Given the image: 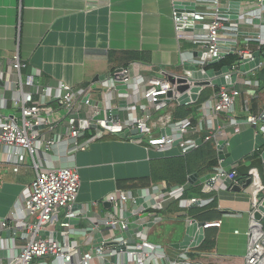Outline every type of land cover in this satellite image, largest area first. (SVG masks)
<instances>
[{
  "label": "crops",
  "instance_id": "1",
  "mask_svg": "<svg viewBox=\"0 0 264 264\" xmlns=\"http://www.w3.org/2000/svg\"><path fill=\"white\" fill-rule=\"evenodd\" d=\"M185 1L196 2L195 12L206 11L198 0ZM257 1L220 0L221 8L227 10L232 2L241 4L239 19H231L234 24L242 26L238 46H232L231 50L246 48L245 38L261 36L264 39L263 22L243 26L244 13L257 7ZM174 13L173 0H0V74L5 76L4 86H0V120L15 122L16 115L20 114L12 102L15 83L19 82L18 74L12 70L16 55L27 63L22 79L34 75L35 100L40 98L39 90L47 87L55 89L60 83H65L74 89L92 87V100L101 101L104 80L128 69L133 78L130 93L121 95L113 91L108 94V99L113 108L119 109V124L125 126L127 122L141 117L144 115L141 107L150 108L144 98L149 81L168 80L169 76L180 75L184 64L197 63L201 57L200 46L189 39L177 37ZM226 15L230 16L231 13ZM195 24L201 27L192 33L183 32L196 35L206 33L207 24ZM248 49L263 52L264 46L250 43ZM261 64H264V57H261ZM261 70L264 67L240 74L234 84L241 91L235 112L240 131L235 132L230 123L233 115L220 114L214 119L217 132L214 149L219 161L213 170L220 167L227 171L236 170L241 180L237 179V184L233 185H241V181L252 179L255 172L264 183V135L245 123L247 109L253 115L264 113V79H261L264 74L260 73ZM7 74H11L10 83L6 81ZM218 90L214 86L204 87L199 99L206 97L203 104L212 101ZM124 101L127 106L121 108L120 104ZM197 102L185 106L194 112L188 117L192 118L197 129L196 133L189 134L192 139L201 137L209 127L203 111L196 107ZM51 108L54 110L55 132L71 125L69 117L57 102L51 103ZM188 118L175 114L172 122L178 123ZM20 119H17L19 123ZM154 121H157L155 124L158 128L155 135H163L165 127L160 120ZM45 130L47 137L53 136L54 131ZM86 140H91V143L85 151L74 152L72 144L66 143V146L43 150L35 157V161L44 167H72L79 173L81 188L74 205L78 218L72 226L75 235L70 237V242L77 246L80 253L94 248L95 238L90 232L103 228L99 224L111 216L112 200L117 199L119 193L129 192L137 198V192L142 191L145 200L150 201L159 196L157 191L153 194V189L164 190L166 186L167 191L170 190L169 177H183L182 170L181 173L179 170L181 164H178L183 156L176 148L165 151L147 149L138 141L139 137L135 138L131 133L123 139L109 131H85L82 141ZM221 140L227 141L223 161L219 159L217 150ZM256 154L259 155L257 159L254 157ZM205 163V160L192 158L189 169L183 170L184 176L189 173L186 183H171L172 186L184 188V199L190 195L198 196L197 204L186 207L178 199L165 195L164 199L160 197L156 200V204L160 205L158 210L151 207L144 211L150 214L145 221L153 222L154 226L134 236L131 241L146 242L162 249L159 264L176 262L182 256H187L193 264L245 263L250 245L247 233L256 221L252 214L257 212L251 185H243L240 191H233L231 187L190 184L188 178L191 175L196 174L201 178L211 173L200 169ZM184 165L187 167L183 164L182 169ZM243 173L246 176H242ZM35 175L30 155H26V162L17 173L0 156L1 219H24V199ZM133 207L134 203L124 204L119 210L120 220L123 213L132 211ZM66 213V209L59 211L48 231L61 233L60 222ZM193 220L204 224L217 222L220 227L206 229L205 239L197 248L185 251L173 248V244L184 239L186 228ZM262 223L264 225V219ZM61 237L64 243L65 237ZM92 238L93 245H90ZM13 239L0 240L1 248L8 250L7 258L0 260V264H9L13 251H21L23 242L16 240L13 245Z\"/></svg>",
  "mask_w": 264,
  "mask_h": 264
},
{
  "label": "built area",
  "instance_id": "2",
  "mask_svg": "<svg viewBox=\"0 0 264 264\" xmlns=\"http://www.w3.org/2000/svg\"><path fill=\"white\" fill-rule=\"evenodd\" d=\"M198 2L199 5L206 8V11L195 12L190 20L195 23L207 24L206 33L196 35L180 31L179 23L187 19L179 17L176 12L173 17L178 32L177 37L179 39H189L194 45L202 48L201 57L197 63L204 70L212 59H221V53H229L232 46H238V38L241 35L240 28L242 26L234 24L229 15L220 11V0H198ZM210 6L213 9H208ZM256 6L244 13L243 26H253L255 20L263 22L264 25V0H258ZM250 43H258L262 47L264 46V39L261 36L245 38L246 48L244 47L240 50L236 48V54L234 55L238 56L239 61L232 66L231 73L239 72V67L243 64L244 55L252 52L248 49ZM263 67L264 64H260L256 69H262ZM26 69L27 63L22 61L18 55L14 56L12 70L18 74L19 82L15 83L16 90L12 102L20 111V123L18 120L17 123L0 120V156L4 159L5 164L11 167L13 172L17 173L25 164L26 155L28 154L33 160L36 172L24 199V219L14 218L10 220L0 218V233L15 230L17 234L13 239V245L16 240L23 242L20 248L21 251H13L14 254L10 258L9 264H96L100 257L110 258L114 252L102 245L100 248H93L90 251L80 253L77 246L70 242V237L75 235V230L69 223L65 222V220L78 218V213L71 211L77 202L81 188L78 171L72 167L47 168L42 163L35 161V157L39 156L43 150L49 151L56 146H66V143L72 144V151L74 152L85 151L89 147L91 140L82 141L85 138V131L80 128L70 125L65 127L63 131L55 132L54 126L56 123L53 120L54 110L51 108V103L53 99H56L67 117L72 114L86 112L88 118L91 119L99 112L97 108L90 106L94 90L92 87L74 89L65 83H60L55 89L47 87L39 90L40 98L35 100L34 94L31 92L34 87V75H29L22 79V72ZM254 70L251 72H254ZM130 74L128 69H124L105 79L102 84L103 96L108 98L110 92L116 91V86L119 82L127 84L129 89H132L131 82L133 78ZM10 76L11 74L6 75L8 83H10ZM4 79L5 76L1 73L0 81L3 82ZM173 89L174 87L166 79L150 80L148 88L144 92V98L148 101L150 108L142 106L144 115L134 119L132 122H127L125 126L122 124L117 126H121L123 130L137 129L139 132L138 141L145 145L147 149L165 151L176 148L181 156H187L198 150L202 144L216 140L217 132L215 133L214 129V119L220 114L233 115L230 123L235 128V132L240 131L238 120L235 117L236 103L241 96L239 89L235 87H220L212 101L201 105L200 110L203 111L209 127L203 132V135L204 133L206 134L204 138L202 135L195 139L189 137V134L197 132L191 118L178 123L172 122L173 112L178 104L176 98L169 99L167 95ZM132 91L136 92L135 89ZM53 92L54 96L52 95ZM3 106L2 103L1 107ZM246 113L245 123L264 135V113L253 115L248 109ZM156 119L160 120L162 126L171 129L170 136L155 135L158 129L155 124L157 121H154ZM107 128L105 126L106 131ZM45 129L49 132L54 131L53 136L47 137ZM177 142L178 145H176ZM213 174H215L212 179L215 183L214 187L227 188L224 184L227 180L237 184L238 173L236 170L227 171L220 167L216 168ZM250 185L254 194V209L259 211V208L264 204V183H262L258 175H255L252 177ZM162 190L159 188L153 189V194L157 191L159 195H156L158 198L155 196L154 199L158 200L160 197L164 199L165 195H167L169 198L178 199L180 204L186 207L198 202L197 199H184V188L175 187L167 191V187L164 186L163 191H167L165 194H161L163 193ZM136 199V196L129 192L119 193V197L112 200L113 212L111 216L102 220L99 225L101 228L103 227L102 229L110 230L104 235L105 240L112 239L119 242V244L127 246L128 249L134 250V252L128 253V264H159V258L163 254L162 249L146 242L137 243L131 240L114 239L116 234L121 232L120 224L122 220L119 218V210H122V206L126 203L135 204ZM159 208V204L153 206L154 210ZM62 209H66L67 213L60 222V228L62 235L69 239L68 246L62 242H56L40 236L41 232L48 231V227L52 224L55 215ZM254 214H252L253 219L255 218ZM148 215L150 217L149 213ZM263 219L264 212L261 213V220L253 222L250 231L247 233L250 245L244 264H264ZM214 227H220V223H207L204 228L206 230ZM94 232L95 230H91L90 234L93 236ZM20 233L21 235L19 236ZM92 241L93 238L89 242L90 245H93ZM179 263L193 264L188 260L187 256H182L176 262H169V264ZM117 264H123L121 259Z\"/></svg>",
  "mask_w": 264,
  "mask_h": 264
},
{
  "label": "water",
  "instance_id": "3",
  "mask_svg": "<svg viewBox=\"0 0 264 264\" xmlns=\"http://www.w3.org/2000/svg\"><path fill=\"white\" fill-rule=\"evenodd\" d=\"M241 4L239 2H232L230 8L227 10L226 8H221L220 11L223 13H231L230 18L232 20L239 19V15L241 13ZM173 8L177 15L181 18H185L187 20H182L179 23L180 31H185L187 33H192L194 29L199 28L201 26L195 24L192 20H190L196 9V2H187L185 0H173ZM254 24L259 25L260 21L255 20ZM236 52V48H233L229 53H221V59H212L207 67L214 66L220 63L223 59L228 57L229 55H234ZM261 57H264V51H252L249 54H245L243 57V64L239 67V72L231 73L229 67H224L220 71L215 70H202L199 67L198 63H186L183 66V73L177 76H169L168 82L174 87L168 93L169 99L176 98L177 104L180 107L187 106L189 104L196 103L199 99V94L204 87H227L233 88L234 84L237 82V78L240 74H247L252 70L259 67L261 64ZM0 86L3 87L4 83L0 81ZM36 88H32V93H35ZM103 90L101 89V92ZM116 91L121 95H128L130 93L129 86L122 82H119L116 86ZM54 96V92L52 94ZM57 102L56 99L52 100V103ZM91 107H95L99 110L98 114L93 118L89 119L86 112L72 114L69 116L71 125L80 128L84 131H99L105 132V126H107V131L115 133L119 135L121 138L125 139L127 134L131 133L135 138L139 137V132L137 129L132 130H123L121 126H117L120 121L119 109L113 108L111 102L106 97H102L101 101H91ZM127 106V102H122L120 104L121 108ZM21 118V114H17L15 119L17 123V119ZM163 135L170 136L171 129L165 128L162 130ZM178 145V142L176 143ZM227 145L226 140H221L217 144V150L219 152V159L224 160L225 154L223 152L225 146ZM264 159V153H263ZM215 177V174L210 173L201 178H198L196 174L191 175L188 178L190 184L201 185L208 184L210 186H214L215 183L212 179ZM227 188H230L233 191H240L243 185H250L251 179L246 181H241V185H233L230 180L224 182ZM136 203L134 204L132 211H126L123 213L121 219L122 222L120 224V230L118 234L114 237V239H123V240H132L134 236H138L144 233L145 229H150L154 226L153 222H146L149 217L148 213H144L139 215L140 213L149 210L156 204V199H152L150 201H146L143 197V192H137ZM198 196L190 195L188 197L189 200L197 199ZM71 211H75L74 207ZM261 212H264V204L259 208V211L255 214L256 221L261 220ZM76 220H65L66 223H69L70 226L75 224ZM127 227V228H126ZM205 224L197 222L195 220L191 221V223L187 226L184 239L177 243L173 244L172 247L178 250H189L199 247L204 239H205ZM126 228V230H125ZM109 229H101L97 230L93 233L94 235V248H100L104 245L106 248L111 249L114 254L110 258H99L96 264H117L121 259L123 264H128V253L134 252V250H130L127 246L123 244H119V242L114 241L112 239H104V235L106 232H109ZM17 232L13 231H5L0 233V240H7L15 238ZM60 232H51V231H43L40 233L41 237L52 239L56 242H62ZM64 244L66 246L69 245V239L64 238ZM149 246V245H148ZM8 250L6 248H1L0 244V260L7 258ZM167 264L169 262L167 261ZM180 264V263H179Z\"/></svg>",
  "mask_w": 264,
  "mask_h": 264
},
{
  "label": "trees",
  "instance_id": "4",
  "mask_svg": "<svg viewBox=\"0 0 264 264\" xmlns=\"http://www.w3.org/2000/svg\"><path fill=\"white\" fill-rule=\"evenodd\" d=\"M261 49H263V48H261ZM238 61H239L238 56L229 55L228 57L223 59L220 63H218V64H216V65H214L212 67H206V70H211L212 69V70H215V71H220L224 67H229V69L231 70L232 66L235 65ZM260 73L264 74V70H261ZM261 79H264V75H263V77ZM217 89H220V87L219 88L217 87ZM205 99H206V97L202 96L199 99V101L197 102V106L196 107H198L200 109L201 105L203 104ZM186 107H188V106H186ZM186 107L185 106L184 107H180V106L178 107L177 106L175 108L174 112H173V116H175V114L180 116V117H186V118L191 116L192 115L191 113H194L192 108H186ZM205 135L206 134L204 133V135L202 137L204 138ZM215 145H216L215 141L204 143V144H202V146L198 150L190 153L187 156H183L178 162V164H181L179 170H180V173H181V170H182V176L183 177H180V176H178L177 178H173L172 176L169 177L168 178L169 182L170 181L171 182L169 183V185L167 184L168 188L171 189L173 187H176V186H172L171 185V183H173L174 181H175L176 184L179 183V184L183 185V184L186 183L187 176L189 175V173L185 174V176H184L183 170L185 171L186 168L189 169V166L191 165L192 158L194 160L196 158L197 159H201V160H205L206 163H205L204 167H201L200 169L201 170H205L206 172H210L211 171V173H213L214 172L213 169L218 166L217 164H218V161H219L218 157H217L216 150L214 149ZM254 157L257 159L259 157V155L256 154V155H254ZM183 164L187 165V167H185V165H184V169L181 168V166H183ZM203 172L204 171H202L201 173H203ZM255 173H256V175H258L257 172H255ZM242 176H246V173L245 174L243 173ZM237 179L241 180L240 176Z\"/></svg>",
  "mask_w": 264,
  "mask_h": 264
},
{
  "label": "rangeland",
  "instance_id": "5",
  "mask_svg": "<svg viewBox=\"0 0 264 264\" xmlns=\"http://www.w3.org/2000/svg\"><path fill=\"white\" fill-rule=\"evenodd\" d=\"M55 218V217H54ZM19 236H20V234H19Z\"/></svg>",
  "mask_w": 264,
  "mask_h": 264
}]
</instances>
